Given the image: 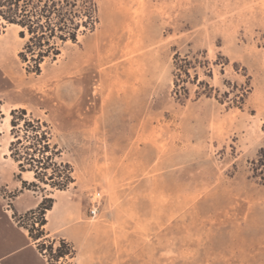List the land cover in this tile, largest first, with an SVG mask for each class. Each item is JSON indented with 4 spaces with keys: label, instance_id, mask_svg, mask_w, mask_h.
I'll list each match as a JSON object with an SVG mask.
<instances>
[{
    "label": "rangeland",
    "instance_id": "obj_1",
    "mask_svg": "<svg viewBox=\"0 0 264 264\" xmlns=\"http://www.w3.org/2000/svg\"><path fill=\"white\" fill-rule=\"evenodd\" d=\"M93 1L94 31L38 75L18 58V28L0 20L4 209L24 191L54 200L36 240L44 264H264L252 166L264 150V0ZM177 56L190 62L185 99L174 94ZM20 109L71 166L65 191L9 186L35 182L10 158ZM46 214L14 217L38 229Z\"/></svg>",
    "mask_w": 264,
    "mask_h": 264
},
{
    "label": "trees",
    "instance_id": "obj_2",
    "mask_svg": "<svg viewBox=\"0 0 264 264\" xmlns=\"http://www.w3.org/2000/svg\"><path fill=\"white\" fill-rule=\"evenodd\" d=\"M0 20L18 28V36L24 42L18 58L26 65L28 73L36 75L41 73V65L46 60H55L67 43H76L80 35L93 32L98 24L97 6L93 0H0ZM176 62L174 94L179 99H185L187 88L181 75L188 74L190 62L179 60L178 56ZM10 115L13 136L9 145L10 158L21 173H32L35 181L30 184L22 181L23 187L30 186L36 190L38 182L54 190L65 191L73 183L72 169L68 163L59 161L61 152L50 143L47 130L38 121H28L25 110H12ZM262 165L264 150L260 152L258 161L252 162L255 177L264 183V174L258 171ZM53 204L52 198L44 199L36 211L43 217ZM45 224L42 218L38 229L34 228L35 222L30 227L20 225L36 241L44 237L41 228Z\"/></svg>",
    "mask_w": 264,
    "mask_h": 264
},
{
    "label": "crops",
    "instance_id": "obj_3",
    "mask_svg": "<svg viewBox=\"0 0 264 264\" xmlns=\"http://www.w3.org/2000/svg\"><path fill=\"white\" fill-rule=\"evenodd\" d=\"M12 176L14 175L12 174ZM1 185H4L3 165H0ZM9 186L20 191L22 182L20 180H11ZM29 195L28 191L19 192L13 202L14 211L5 210L4 200L0 197V264H44V259L37 248V241L32 239L28 230L20 225L21 219L17 220L14 217V213L20 216L36 209L39 205L41 200ZM54 209L55 205L52 210L47 211V223L45 226L49 225L48 217H51Z\"/></svg>",
    "mask_w": 264,
    "mask_h": 264
},
{
    "label": "built area",
    "instance_id": "obj_4",
    "mask_svg": "<svg viewBox=\"0 0 264 264\" xmlns=\"http://www.w3.org/2000/svg\"><path fill=\"white\" fill-rule=\"evenodd\" d=\"M100 198V193H96V195L94 196L93 202L91 204V209H90V213L92 215H95L97 210H98V201ZM33 217L35 216V214H32ZM36 224V223H35Z\"/></svg>",
    "mask_w": 264,
    "mask_h": 264
},
{
    "label": "bare ground",
    "instance_id": "obj_5",
    "mask_svg": "<svg viewBox=\"0 0 264 264\" xmlns=\"http://www.w3.org/2000/svg\"><path fill=\"white\" fill-rule=\"evenodd\" d=\"M14 27V26H13Z\"/></svg>",
    "mask_w": 264,
    "mask_h": 264
}]
</instances>
